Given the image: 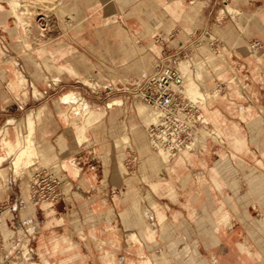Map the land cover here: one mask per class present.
<instances>
[{
    "label": "crops",
    "instance_id": "crops-1",
    "mask_svg": "<svg viewBox=\"0 0 264 264\" xmlns=\"http://www.w3.org/2000/svg\"><path fill=\"white\" fill-rule=\"evenodd\" d=\"M43 1L0 0L1 240L12 243L16 217L29 218L14 209L25 198L46 218L39 251L42 231L67 224L102 254L118 255L127 230L159 248L157 264H264V0ZM206 42L223 52L197 85L220 141L166 162L144 128L151 109L119 89L157 64L207 60ZM7 131L35 140L16 190ZM46 167L57 169L60 203L32 202L20 186ZM62 231L53 237L68 239Z\"/></svg>",
    "mask_w": 264,
    "mask_h": 264
},
{
    "label": "rangeland",
    "instance_id": "rangeland-1",
    "mask_svg": "<svg viewBox=\"0 0 264 264\" xmlns=\"http://www.w3.org/2000/svg\"><path fill=\"white\" fill-rule=\"evenodd\" d=\"M201 47V50L206 51V55H208L207 60L202 61V59L200 60H195L192 61L191 59L185 58L182 59V61H185L184 63H188V68L187 70H185L186 74V80H187V89H188V94L191 96H196L198 94L201 93L200 88H197V85H200V81L197 77V73L199 72L200 69H206L207 65H213V66H218L220 64H222L220 62V60L218 61L219 58L222 57H217L216 55L213 54V50H211L210 45H208L207 43L203 44ZM223 52L219 53L218 55L222 54ZM198 61H200V64H196L198 63ZM202 61V62H201ZM181 62L179 63L178 67L180 68L181 66ZM217 62V63H216ZM216 63V64H215ZM191 66V67H189ZM147 76V75H146ZM145 76H143L142 78H144ZM196 78V81L192 84H188V81L191 78ZM142 78L138 79L141 80ZM136 81V80H135ZM86 84L93 86V82L91 80H85ZM134 82V81H133ZM130 84V83H129ZM194 89V90H193ZM128 96H129V92H125ZM131 97V96H130ZM134 98V97H131ZM134 99H138L140 100V98L135 97ZM71 100H76L75 96L72 98H70L67 101H71ZM142 101V100H140ZM144 102V101H142ZM145 103V102H144ZM147 106H149L147 103H145ZM77 106H75L76 108ZM149 108L151 109L150 111H154L150 106ZM154 121V120H153ZM153 121H145L144 123V128H146V126H149L151 122ZM8 132V131H7ZM7 132L4 133L3 137L7 134ZM9 134V133H8ZM15 137H19L22 139V141L24 142V138H22V134L20 131H18L17 135ZM128 139V138H126ZM163 154V153H162ZM160 152V155L162 156V158L164 157ZM187 154V153H184ZM167 159V160H166ZM163 158L164 161L168 162L169 160H171V158ZM62 167V166H61ZM12 168H13V164H12ZM65 168V167H64ZM23 169V168H22ZM22 169L20 170V173H22ZM52 169L55 171L56 167H52ZM66 169V168H65ZM14 173H15V185H9V189L10 190H16L19 185L17 184V181L19 179L20 176H22L20 173H16L15 168H13ZM67 170V169H66ZM34 172V171H33ZM30 172L28 173V175H26V180L28 181L29 176L33 173ZM56 172V171H55ZM25 179V177H24ZM26 181V182H27ZM5 184L0 183V188H5ZM21 186V185H20ZM7 187V186H6ZM64 188H66V185L64 184L63 186ZM60 189L62 191V186L60 185ZM67 190V189H66ZM24 198V196H23ZM58 202L60 203V201H63L62 198V194L61 197L58 198ZM51 201V200H50ZM42 202H49V201H42ZM53 202V201H52ZM25 204H27V201L24 198V202L18 204L16 203V205L14 206L15 212L16 213H22L23 208L25 206ZM146 208V207H145ZM139 211V210H137ZM145 214H151L150 210L146 208ZM40 216V215H39ZM39 216H29V218H25L24 221L21 222L20 217H16V229L14 231L19 233L22 232H26V236H19L18 234L14 235V238L12 239V243H10V245L7 247L6 246V242L4 243L3 240H1L0 237V255L4 256V261L1 264H104V261L106 259L102 258V248L100 247V244L98 243H87L86 240H84V238L80 237L81 233L74 229L73 227H70V225H65L62 226L60 228L55 227H48L46 230L42 231V235L45 236L46 240H42V242L44 243L46 241V244H48L49 246L46 249L41 250V253L37 247V242L38 239L35 237L36 233L41 229V223L45 222L44 218H41ZM40 218L43 220H40ZM44 224V223H43ZM155 225V223H153ZM33 226V227H32ZM151 226V224H150ZM31 228V229H30ZM134 228V226H130L126 224V229H131ZM34 229V230H32ZM68 230L65 234L63 233L64 231H62L61 233H63L64 235H68V239H65L63 237L59 238V239H55L53 237V233L56 230ZM32 231V233H30ZM78 232V233H77ZM128 231L126 230L125 232V242L121 243V247L118 248L117 252H118V260H119V264L121 261V264H148L149 259H151L153 261V264H157L156 259L154 262V257H155V253L158 252L159 248H155L153 247V245H149L148 243L144 242L142 237H140L142 240L140 241L139 236L132 232L130 234H127ZM133 233H134V238H133ZM79 235V236H78ZM30 238V240H29ZM71 238V239H70ZM25 240H29V243ZM144 242V243H143ZM56 243L60 244V247L57 248H53V245H55ZM27 244L28 247L27 249L24 250V245ZM32 247L34 248V250L32 249ZM183 246L179 247V249L181 250ZM29 252H28V251ZM185 250V249H184ZM43 251V252H42ZM163 251H165V249H163ZM23 252H27L28 257L31 254V256H33V260L29 261V259L26 257L27 255H24ZM166 252V251H165ZM190 252L191 254H193L194 256H198V250L196 248H190ZM168 253V252H167ZM122 255V257H121ZM120 257V258H119ZM174 261H178L180 259L177 258H173ZM33 262V263H32ZM183 260L181 261L182 264Z\"/></svg>",
    "mask_w": 264,
    "mask_h": 264
},
{
    "label": "built area",
    "instance_id": "built-area-1",
    "mask_svg": "<svg viewBox=\"0 0 264 264\" xmlns=\"http://www.w3.org/2000/svg\"><path fill=\"white\" fill-rule=\"evenodd\" d=\"M184 83L178 66L157 64L155 73L119 89L128 91L129 97L140 98L154 110L155 119L145 128L150 145L159 154L161 150L171 153L172 158L195 152L194 129L203 123L204 113L199 104L181 96L177 90ZM39 173L35 198L41 202L58 199L62 194L60 178L47 168H42Z\"/></svg>",
    "mask_w": 264,
    "mask_h": 264
},
{
    "label": "bare ground",
    "instance_id": "bare-ground-1",
    "mask_svg": "<svg viewBox=\"0 0 264 264\" xmlns=\"http://www.w3.org/2000/svg\"><path fill=\"white\" fill-rule=\"evenodd\" d=\"M39 1H41V0H39ZM45 1V0H44ZM43 1V2H44ZM22 2H23V0H22ZM22 2H20V3H22ZM25 2V1H24ZM42 2V3H43ZM44 3H46V2H44ZM23 7V6H22ZM24 8V7H23ZM22 8V9H23ZM21 11V10H20ZM29 11V10H28ZM32 12V11H31ZM46 11H44V13H45ZM24 14L26 13V12H23ZM42 13H43V10H42ZM43 13V14H44ZM47 13V15L49 14V12L47 11L46 12ZM45 13V14H46ZM30 14H32V13H30ZM46 15V16H47ZM208 45H210V48H211V50H213V52H214V54L215 55H217V54H219L218 52V50H216L215 49V47H213V42H211V43H208V42H206ZM203 44H205V43H203ZM203 44H201V46L203 45ZM247 44V43H246ZM255 45H257V44H250L249 45V47L253 50V48H255ZM222 51H220V53H221ZM185 61H182L181 62V66H180V68L178 67V69L180 70V72H181V74H182V76H183V78H184V80H185V83H184V85H182V86H179V87H177V90H178V92H179V94L181 95V96H183V97H185V98H191V100H193V101H195L197 104H199V106L201 107V108H203V106H204V104H205V102H206V99L203 97V95H202V93H200V94H198V95H196V96H193V95H189L188 94V89H187V86H186V84H187V80H186V76H185V74H186V72H185V70H187V68H188V63H187V61H186V63H184ZM196 64H200V63H196ZM189 67H191V66H189ZM192 68V67H191ZM189 69V68H188ZM204 75H205V73H204V69H200L199 70V72L197 73V77H198V79L199 80H203V78H204ZM143 79V78H142ZM141 79V80H142ZM136 81H140V80H136ZM203 83V82H202ZM66 95V94H65ZM75 95L74 94H67L66 96H65V98H63V99H65V100H69L71 97L73 98ZM136 97V96H135ZM76 98V97H75ZM138 98V97H137ZM141 100V99H140ZM143 101V100H142ZM203 110V109H202ZM249 110V109H248ZM203 112V111H202ZM204 113V112H203ZM249 114V113H248ZM202 118V120H203V123L201 124V125H199L197 128H195L194 129V138H195V148H199V147H203L204 145H210V144H214V143H216V142H219L220 141V138H219V133H218V129L216 128V126H214L213 124H212V122H211V120L208 118V116L206 115L205 116V114H203V116L201 117ZM155 119V112L154 111H152L151 113H150V115H149V117L146 119L147 120V122L148 121H153ZM145 120V121H146ZM33 124V122H30V125H32ZM151 124V123H150ZM35 126V123H34V125H32V127H34ZM31 130H32V128H30ZM35 130V129H34ZM34 133V131H31V133ZM27 135H29V134H27ZM221 135V134H220ZM26 137V136H25ZM224 140V139H223ZM2 145L4 146V148H6L7 149V153L8 154H14L15 155V157H14V159H13V168H15V171H16V173H20V170L23 168V163H24V160L28 157V158H33V156H34V154L36 153V148H35V140H34V137L33 136H27L26 138H25V140H24V142L22 141V139L21 138H19V137H15L14 139H12L11 137H10V134H8V132H7V134L3 137V139H2ZM161 152V154L164 156L163 158H171L172 157V154L171 153H169V152H165V151H163V150H161L160 151ZM4 155H2V154H0V164L2 163V161L4 160ZM167 160V159H166ZM29 162V161H28ZM32 162V161H31ZM30 162V163H31ZM75 162V161H74ZM29 164V163H28ZM32 164V163H31ZM73 161H71L70 163H66L65 161H64V163H63V165H62V167L64 168H66L67 170L69 169L70 170V166L72 165L73 166ZM76 164V163H75ZM30 166H32V165H30ZM72 166H71V169H72ZM47 168V170L48 171H50L52 174H54L55 176H57L58 178H60L58 175H57V173L52 169V168H50V167H46ZM64 168V170H66ZM41 169L42 168H39L38 170H35L34 172H33V174L32 175H30L29 176V178H28V181H27V183L26 184H23L22 183V187H24L25 185H27L28 186V189H29V192H30V194L29 195H32L31 196V201L32 202H35V203H40L41 202V200L40 199H37V198H35V196L33 195V194H35V186H36V183H39V176H40V173H39V171H41ZM57 170V169H56ZM66 170V171H67ZM24 173V172H23ZM23 173H20L21 175H23ZM27 173V172H26ZM25 173V174H26ZM0 174H2V172H0ZM73 175L74 176H79L80 175V169L78 168V167H76L75 168V170H74V172H73ZM24 179V178H23ZM26 179V178H25ZM61 181V180H60ZM27 192V191H26ZM28 196V195H27ZM61 196H58L57 198H60ZM33 200H35V201H33ZM43 201H48V200H43ZM53 201H59L58 199H54ZM24 211H22V213H23V216H26L25 214H27V215H29V216H34V211H33V207H32V205H28V206H26L24 209H23ZM29 211V212H28ZM41 216V215H40ZM40 220H42L41 218H40ZM44 220L46 221V218H44ZM48 220V219H47ZM42 222H43V220H42ZM44 224L46 223V222H43ZM43 223H41L42 225H44ZM33 227V226H32ZM31 229V228H30ZM32 230H34V229H32ZM30 233H32V231L30 232ZM38 233V232H37ZM37 233H36V238H37ZM5 237V236H4ZM133 238H134V235H133ZM29 240H30V238H29ZM29 240L27 241V240H25V242L27 241L28 243H29ZM10 244H6V246L8 247ZM59 245L60 244H58V243H56L55 245H53V248H57V247H59ZM24 250L25 249H27V247H28V245L27 244H25L24 246ZM32 249L34 250V248L32 247ZM28 251V250H27ZM104 252H103V255H102V258H104V259H106L105 260V263L106 264H119V260H118V255L115 253V250H108V249H105V250H103ZM29 252V251H28ZM24 253V255H27L26 257L29 259V261H32L33 260V256H31V254L29 255V257H28V254H27V252L25 253V252H23ZM40 253H41V251H40ZM121 257H122V255H121ZM120 258V257H119ZM4 259V256H2V255H0V262L2 261ZM121 261H122V258H121ZM121 261H120V264H121ZM33 263V262H32ZM148 264H150V262L148 261Z\"/></svg>",
    "mask_w": 264,
    "mask_h": 264
}]
</instances>
